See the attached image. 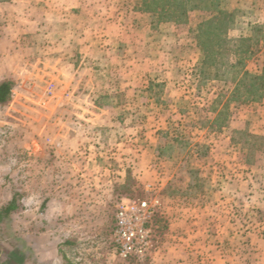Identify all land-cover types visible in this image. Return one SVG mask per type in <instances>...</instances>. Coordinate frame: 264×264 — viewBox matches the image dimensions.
I'll return each mask as SVG.
<instances>
[{
    "label": "rangeland",
    "instance_id": "1",
    "mask_svg": "<svg viewBox=\"0 0 264 264\" xmlns=\"http://www.w3.org/2000/svg\"><path fill=\"white\" fill-rule=\"evenodd\" d=\"M224 1L220 0V6L234 14L225 35L228 43L214 42L208 51L198 45L197 38L199 24L210 15L204 9L189 10L183 23L159 21L157 13H145L143 22L150 26L153 38L129 33L124 42L129 47L109 54L103 52V37L96 30L93 59L100 66L93 83L87 81L85 66H80L86 62L85 51L57 52L53 45L58 37L13 32L8 28V13L0 8V82L13 84L9 100L0 105V205L6 201L4 192L14 191L22 199L30 184L36 192L42 185L48 191L65 190L64 201L72 200L77 207L73 214L70 204L65 211L66 221L75 217L79 224L78 244L69 253L75 263L152 264L151 253L169 234L165 206L173 197L180 215L187 205L203 204L205 219L213 222L219 214L220 219L231 217L237 222L225 229L224 242L217 245L225 256L222 264H264V211H244L250 204L239 176L249 172V178L241 177L250 180L255 194L249 195H256L253 207H258L264 196L260 194L264 190V91L260 100L249 101L246 85L250 80L243 73H262L264 21L257 18L259 6L239 7ZM85 23L80 19L77 26L86 31ZM97 23V29L101 28ZM55 63L66 69L64 79L58 77ZM108 64L109 69L102 66ZM105 70H110L106 72L111 74L110 81L102 76ZM72 127L79 128L78 137L70 130L56 138L61 128ZM75 139L84 147L77 150L79 155L87 152L90 141L95 158L106 157L102 167L117 178V172L125 174L113 182L109 200L79 194V190L69 194L83 184H71L75 181L69 175L70 164L53 161L57 155L68 156L69 141ZM56 140L66 147H56ZM37 141L45 144L43 148H38ZM154 150L161 164L154 160ZM40 152L46 164L39 163ZM44 170L47 173L40 174ZM156 174L159 180H154ZM220 176L235 181L230 185L241 195L234 203L228 195L227 200L216 202ZM188 178L192 188L186 187ZM200 178L208 181L204 192L198 186ZM115 183L126 186L116 189ZM124 195L153 204L156 216L151 221L155 240L151 253L126 261L117 258L112 242L114 215ZM161 199L166 200L162 205Z\"/></svg>",
    "mask_w": 264,
    "mask_h": 264
},
{
    "label": "crops",
    "instance_id": "2",
    "mask_svg": "<svg viewBox=\"0 0 264 264\" xmlns=\"http://www.w3.org/2000/svg\"><path fill=\"white\" fill-rule=\"evenodd\" d=\"M224 2H231L239 7L245 3L256 7L259 6L257 18L264 21V0H225ZM126 7H128V10ZM140 7V0H8L3 5L0 4V8L8 13L7 18L11 22L8 28L13 32L28 36L38 34L44 37H58L53 45L57 52L66 54L78 50L80 52L85 51L87 59L85 63L81 62L80 66L82 64L85 66L87 81L90 83L96 81L95 77L99 68L97 66H100L93 59V54L97 51L95 42L97 31L103 37V52L108 54L115 51H123L124 48L129 47V45H124V42H126V37L130 34L133 36V34L141 33L148 40L150 39L149 36L153 38L150 26L143 22L146 14L141 12ZM80 19L85 20L86 31L77 26ZM252 19L253 17H251ZM128 20L132 21L129 27L126 25ZM96 21L99 22L97 25L101 26V28L97 29ZM169 24L171 25L172 23H167L166 25ZM171 26H174V24ZM83 35L86 39H77V37ZM79 44H81V48H78ZM74 66L77 69L80 68L79 65L74 64ZM102 66L108 68L112 65ZM55 67H59V70H56L57 74H59L58 77L64 79L66 69L63 64L57 66V63H55ZM108 71L110 72V70ZM108 71L105 70L102 76L110 81L111 74H107L106 72ZM70 130L71 132L74 131L76 135L71 134L72 137L79 136V128L72 127L69 130L61 128L56 138H63L62 135L66 132L69 133ZM36 143L38 148H43L42 146L45 145L39 141ZM32 146L28 148L30 149ZM55 146L66 147L59 140H56ZM82 146L81 141L76 139L69 141V146L67 147H69L71 153L63 157L57 155L59 162L55 159L53 163L59 164L64 160L65 163L70 164L69 175L71 180L75 181L71 184L79 182L83 184L81 188H72L69 194L79 190V194H92L94 197L102 195L109 200L113 195V190L111 189L113 182L116 179L118 181L121 180V176L125 178V174L119 171L117 172L119 178H117L113 172L111 173V170L109 171V169L102 167L106 164V157L102 160L96 159L97 157L95 158V155L92 154L93 146L90 145V141L86 143L87 152L84 155L83 153L79 155L77 150L79 151ZM153 158L161 164L162 161L159 160L161 157L156 154V150H154ZM46 160V157H43V153L40 152L39 163L46 164ZM243 168L247 170L246 167ZM46 173L47 170H44L40 174ZM250 173H252V169ZM59 174L60 172L56 176H59ZM153 174L154 172H152ZM243 175L249 178L250 174L249 172H246V174L241 172V175H239L241 183L247 187L248 195L246 196L249 200L247 202L250 204L246 205L244 211L250 212L251 209L256 208L263 212L264 196L262 197L263 200H260V203L258 202V207H253L256 195H249L255 194V192H253V186L250 185V180L241 177ZM233 176H238V174ZM60 177L63 176L60 175ZM80 178L85 182L79 181ZM226 178L228 177H218L221 186L218 190H215V197H218L216 202L221 201V199L223 201L227 200L228 195L232 197L231 203H234L235 198H238L241 194L237 191V187H235L237 189H233V185H230V182H235L231 179L232 177L229 181H226ZM157 179L159 180V175L156 174L154 180ZM199 182L202 185V191H206L207 178H200ZM189 185L190 180L188 178L186 187H189ZM161 186H164L163 183ZM27 190L22 199H18L15 209L9 215L1 214V210L15 199L16 194H19L14 191L4 192L6 193V201L5 204L0 205V264H77L69 253H71V248L74 244H78L79 224L75 221V217H71V220L68 219L66 221L65 212L69 204L72 214V210H76L77 207L73 205L72 200L64 201L63 195H67V193L64 192L65 190L62 191V189L57 190V187L48 191L42 185V188H39L38 192H36L30 184ZM203 192L201 194L205 197L206 193ZM260 192V194L264 195V190ZM71 195L76 194L72 193ZM161 200L162 205L165 199ZM167 200L170 203L165 206L166 214L171 222L169 234L165 237L162 245L157 247V251L151 253V263L222 264V259L225 256L220 251V246L217 245L224 242L225 229L233 228V226L238 225L237 222L231 220V217L226 220L220 219L222 215L219 214L213 222L205 219L201 212L203 204L198 205L197 208L193 205H187L188 208L183 210L184 214L180 215L179 206L176 203L177 200L173 197ZM217 207H220V205L217 204ZM218 211L220 212V210ZM197 213H199V216ZM195 231L196 233H194ZM112 242L114 243L113 239ZM194 249L197 251L195 252ZM115 255L117 256L116 253Z\"/></svg>",
    "mask_w": 264,
    "mask_h": 264
},
{
    "label": "trees",
    "instance_id": "3",
    "mask_svg": "<svg viewBox=\"0 0 264 264\" xmlns=\"http://www.w3.org/2000/svg\"><path fill=\"white\" fill-rule=\"evenodd\" d=\"M2 1L7 2L8 0ZM220 5V0H142L141 12L157 13L159 21L183 23L188 17L189 10H207V12H210L209 18L199 24L197 38L198 45L208 51L214 45V42H218L221 45L228 43L225 35L233 25L234 14L224 10ZM208 58L209 54L205 60L207 61ZM243 76L248 77L250 80V83L246 85L247 87L245 86L248 94L247 99L249 101L260 100L264 91V68L260 75H249L245 72ZM12 86L13 84L9 80L0 82V105L5 104L9 100ZM250 137L253 136L251 135ZM232 141L234 142L233 139ZM126 183L121 187L115 183V187L116 189L123 188ZM198 186L202 190L200 183ZM190 187L192 188V185H189ZM122 197L131 199L130 195ZM18 199L19 195L16 194L15 199L1 210V214L9 215L15 209ZM152 219L156 220V216L154 215Z\"/></svg>",
    "mask_w": 264,
    "mask_h": 264
},
{
    "label": "built area",
    "instance_id": "4",
    "mask_svg": "<svg viewBox=\"0 0 264 264\" xmlns=\"http://www.w3.org/2000/svg\"><path fill=\"white\" fill-rule=\"evenodd\" d=\"M155 206L144 200L121 199L114 215V245L119 259L142 258L151 253L155 240L152 218Z\"/></svg>",
    "mask_w": 264,
    "mask_h": 264
}]
</instances>
